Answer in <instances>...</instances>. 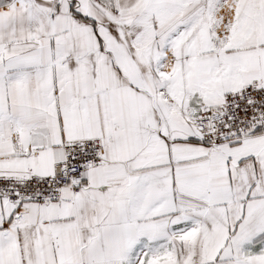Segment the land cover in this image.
<instances>
[{"label":"snow or ice","instance_id":"1","mask_svg":"<svg viewBox=\"0 0 264 264\" xmlns=\"http://www.w3.org/2000/svg\"><path fill=\"white\" fill-rule=\"evenodd\" d=\"M0 264H264V0H0Z\"/></svg>","mask_w":264,"mask_h":264}]
</instances>
